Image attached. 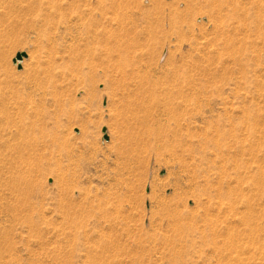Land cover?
I'll return each mask as SVG.
<instances>
[{
	"label": "rangeland",
	"instance_id": "374dc122",
	"mask_svg": "<svg viewBox=\"0 0 264 264\" xmlns=\"http://www.w3.org/2000/svg\"><path fill=\"white\" fill-rule=\"evenodd\" d=\"M9 1L0 264H264V0H91L94 71L58 76L57 101L25 85L64 36L55 6L82 1Z\"/></svg>",
	"mask_w": 264,
	"mask_h": 264
},
{
	"label": "bare ground",
	"instance_id": "6f19581e",
	"mask_svg": "<svg viewBox=\"0 0 264 264\" xmlns=\"http://www.w3.org/2000/svg\"><path fill=\"white\" fill-rule=\"evenodd\" d=\"M11 1V0H10ZM9 1V2H10ZM34 0H32L33 2ZM82 2L79 3L77 5V7H74L76 6V4L72 5L76 11H74L72 8H71V2L69 1H66L65 3V6L61 5V4H58L57 6H55V11H59V13L62 12V17L59 15V18L57 20H54V23H53V26H54V29L55 31H57L58 33H60L59 35H62L64 33V36L62 37H59L58 35H53L52 38L50 39V46H47L44 50V55H43V60L40 62V59L37 61V67H38V70L37 72H35L29 79H28V82L27 84L25 85V88L29 90V96L27 97V101H34V98L37 97V100L39 101H45L46 100V97H51L53 98V100L57 101V98H56V91H57V88L60 86L59 84L61 83H58L57 82V77L58 76H67V75H72V77L74 76H77V75H80L81 76H84L85 74L87 75L90 71L93 70V66L94 64H91L93 62H91V58H92V50H94V47H95V43L93 44V49L90 48L92 47L91 46V43L94 42L93 39L95 38V41H96V37H95V25L97 22H95V15L96 13H94L95 15L92 17L93 15V12H96L94 11L93 7H92V4H91V0H81ZM14 2V1H13ZM18 2V0H17ZM75 2V1H74ZM25 4V2H23ZM35 3V1H34ZM104 3V2H103ZM11 4V3H9ZM8 4V5H9ZM33 4V3H32ZM110 4V3H109ZM21 5V4H20ZM31 5V4H30ZM22 6V5H21ZM33 6V5H31ZM38 6V5H36ZM41 6V5H40ZM46 6V5H45ZM101 6V5H100ZM99 6V7H100ZM12 7V6H11ZM10 7V8H11ZM30 7V6H29ZM28 7V8H29ZM103 7V8H102ZM110 5L108 6L107 4H105L103 6H101V14L103 16V40L102 43H103V53L104 55L101 56L104 57V58H108L109 56L111 57V54H110V48H111V51H112V47H110V35H112L109 30V27H108V19H109V10H110ZM116 7V6H115ZM33 8V7H32ZM35 8V7H34ZM12 9V8H11ZM31 9V8H30ZM37 9V8H36ZM100 10V9H99ZM97 9V11H99ZM24 11V10H23ZM35 11V10H34ZM73 11V12H72ZM100 12V11H99ZM116 12V11H115ZM58 13V12H56ZM110 13V12H109ZM48 14V13H47ZM64 14V15H63ZM98 16L100 15V13H97ZM52 15V14H50ZM54 15V14H53ZM47 16V15H46ZM49 16V15H48ZM56 16V15H55ZM97 16V17H98ZM51 17V16H50ZM53 17V16H52ZM58 17V16H56ZM55 18V17H54ZM96 18V17H95ZM50 19H53V18H50ZM97 19V18H96ZM101 19V18H100ZM99 20V19H97ZM129 20V19H128ZM101 21V20H100ZM51 22V21H50ZM99 22V21H98ZM98 24V23H97ZM102 24V22L100 23ZM150 24V23H149ZM97 27V25H96ZM60 28H63V29H60ZM100 33V32H98ZM98 37H99V34H98ZM70 39V47L71 49L67 52L66 54V57L65 56H57V52H58V47H55L56 44H60L61 43L59 42L60 39ZM102 38V37H101ZM100 38V39H101ZM112 38V37H111ZM99 39V38H98ZM97 39V41H98ZM99 42V41H98ZM76 45L78 44L79 47H74L72 48L73 45ZM102 43L100 45H102ZM68 46V48H69ZM90 46V47H89ZM125 46V45H124ZM98 49V48H97ZM96 50V49H95ZM95 52V51H94ZM100 52V51H99ZM98 52V53H99ZM96 54V52H95ZM100 55V54H99ZM98 55V56H99ZM94 57V56H93ZM97 57V56H96ZM101 58V57H99ZM93 59V58H92ZM98 59V57L96 58ZM111 59V58H110ZM116 59V58H115ZM109 60V58H108ZM108 60L107 63H108ZM97 61V60H96ZM95 61V62H96ZM104 61V60H102ZM102 61L100 62V64L102 63ZM110 61V60H109ZM105 62V61H104ZM99 63V61L97 62V64ZM96 64V65H97ZM105 64V63H104ZM100 66V65H99ZM105 66V65H104ZM108 66V65H107ZM95 67V66H94ZM101 67V66H100ZM98 66H96L95 69H97ZM107 68V67H106ZM105 67L104 68H101V69H106ZM109 69V68H108ZM98 70V69H97ZM107 70V69H106ZM94 71V70H93ZM92 74V72H90ZM89 75V76H92V75ZM95 73L93 72V75ZM88 77V76H87ZM86 77V78H87ZM61 78V77H60ZM59 85V86H58ZM25 90V89H24ZM23 101V100H22ZM18 103V102H17ZM33 103V102H32ZM56 103H59V102H56ZM16 105V103H15ZM23 105V104H22ZM18 107V106H17ZM20 108V106H19ZM3 113V111H2ZM7 114V112H4ZM3 113V115H4ZM9 114V113H8ZM2 115V116H3ZM10 116V114H9ZM9 121H10V117L12 118V115L9 117ZM4 117V116H3ZM7 117V116H6ZM14 118V117H13ZM12 118V119H13ZM22 117H20V122L22 121L21 120ZM11 119V121H12ZM5 120V119H4ZM14 120V119H13ZM43 120V119H41ZM8 121V120H6ZM18 122V121H17ZM35 123V122H34ZM43 123V122H42ZM27 124V123H26ZM30 124V123H29ZM18 124H16L17 126ZM25 125V124H24ZM31 125H35V124H32L31 122ZM30 125V126H31ZM23 125H19L18 127H16V133L12 132V135L13 134H18L20 133L21 135V132L24 131L23 128H26L27 125H25L24 127H22ZM29 126V127H30ZM33 127V126H32ZM26 130H29L28 127ZM25 130V131H26ZM24 131V132H25ZM23 133V132H22ZM10 135V134H9ZM17 136V135H16ZM15 137V135H14ZM22 137V136H20ZM2 139V138H1ZM1 145V144H0ZM242 150H240L241 152ZM244 151V150H243ZM133 152V151H132ZM123 153V152H122ZM135 153V152H134ZM2 154V152H1ZM124 154V153H123ZM4 155V154H3ZM236 156V155H235ZM118 159H120L121 161L126 158L124 157L122 154L117 156ZM131 157V156H130ZM3 158V157H2ZM128 158V156H127ZM235 158V157H234ZM233 158V160L235 161V159ZM126 160V159H125ZM130 160V159H129ZM119 161V160H118ZM121 163V162H120ZM124 163V162H123ZM122 163V164H123ZM128 163V161H127ZM234 164V163H233ZM232 164V165H233ZM236 164V163H235ZM234 164V166H235ZM127 165V164H126ZM238 165V164H237ZM123 167V166H122ZM129 167V166H128ZM127 167V168H128ZM237 167V166H236ZM223 168V167H222ZM228 168V167H227ZM124 169V168H122ZM122 169L120 170V172L122 171ZM223 170V169H222ZM226 174H227V170L226 169ZM116 171V170H114ZM126 171V170H125ZM119 172V173H120ZM123 173V171H122ZM223 175H224V172H222ZM225 174V175H226ZM117 175V174H115ZM122 175V174H120ZM227 176V175H226ZM225 176V177H226ZM119 177V176H118ZM23 178V177H22ZM21 178V179H22ZM255 178V177H254ZM104 179V178H103ZM194 180V179H193ZM16 181V180H15ZM258 181V180H257ZM113 182V181H112ZM192 181H190L191 183ZM196 182V181H195ZM192 185H193V182H192ZM118 186V185H117ZM26 191V190H25ZM220 191V190H219ZM208 192V191H207ZM81 194V193H80ZM206 194V193H204ZM222 193H220V196H221ZM27 195V194H26ZM82 195V194H81ZM25 196V195H24ZM114 196V195H113ZM27 199V198H26ZM96 205V204H95ZM71 208V207H70ZM83 208V207H82ZM88 211V210H87ZM73 212V211H72ZM96 213V212H95ZM109 213V212H108ZM75 215V214H74ZM80 215V214H79ZM83 217V216H82ZM72 218V217H71ZM78 219V218H77ZM82 219V218H81ZM102 248V247H101ZM104 249V248H103Z\"/></svg>",
	"mask_w": 264,
	"mask_h": 264
},
{
	"label": "water",
	"instance_id": "95a60500",
	"mask_svg": "<svg viewBox=\"0 0 264 264\" xmlns=\"http://www.w3.org/2000/svg\"><path fill=\"white\" fill-rule=\"evenodd\" d=\"M27 54L25 52H20L16 55V57L13 59V63L17 64V68L20 69L21 68V60L23 59V57H26ZM102 132L104 133V139H107V134H106V129L103 128Z\"/></svg>",
	"mask_w": 264,
	"mask_h": 264
}]
</instances>
